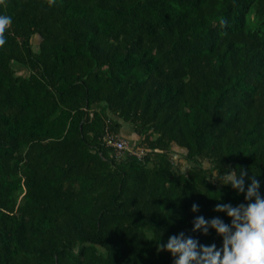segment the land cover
I'll return each instance as SVG.
<instances>
[{"label": "trees", "instance_id": "obj_1", "mask_svg": "<svg viewBox=\"0 0 264 264\" xmlns=\"http://www.w3.org/2000/svg\"><path fill=\"white\" fill-rule=\"evenodd\" d=\"M0 264H264V0H0Z\"/></svg>", "mask_w": 264, "mask_h": 264}, {"label": "built area", "instance_id": "obj_2", "mask_svg": "<svg viewBox=\"0 0 264 264\" xmlns=\"http://www.w3.org/2000/svg\"><path fill=\"white\" fill-rule=\"evenodd\" d=\"M102 141L108 147H112L115 151V154L120 157L125 155H131L132 157H135L138 160H143L145 158L146 152L143 148H134L129 140L111 132L108 128L102 136Z\"/></svg>", "mask_w": 264, "mask_h": 264}, {"label": "rangeland", "instance_id": "obj_3", "mask_svg": "<svg viewBox=\"0 0 264 264\" xmlns=\"http://www.w3.org/2000/svg\"><path fill=\"white\" fill-rule=\"evenodd\" d=\"M19 72H20V73H24V72H26V71H25V70H22V71L20 70ZM126 130L130 132L131 139H134V140L136 141V143H137L138 141H140L141 138H140V137H139V136L133 131V129H132L131 126H127V127H126ZM186 164H187V163H185L184 161L182 162V165L185 166ZM252 216H254V217L256 218V217H258L259 215L257 216V215L254 213V214H252Z\"/></svg>", "mask_w": 264, "mask_h": 264}]
</instances>
